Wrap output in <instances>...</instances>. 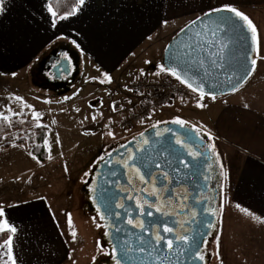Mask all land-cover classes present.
I'll return each mask as SVG.
<instances>
[{"label":"crops","instance_id":"obj_1","mask_svg":"<svg viewBox=\"0 0 264 264\" xmlns=\"http://www.w3.org/2000/svg\"><path fill=\"white\" fill-rule=\"evenodd\" d=\"M52 1L4 0L5 11L0 15V85L7 82V89L23 96L26 105H39L48 112L65 109L70 116L80 117L79 124L83 118L91 121L86 128L92 134L96 125L119 117L112 110L114 100L109 92L136 80L144 71L156 75L171 39L215 7L231 5L252 20L260 40V56L264 57V0H84L64 19L49 11V7L54 11ZM61 47V56L72 53L77 67L65 77L69 89L58 91L57 97L70 92L76 80L90 79L87 85H77L75 92L57 105L29 83L32 73L43 70L48 55ZM197 100L194 96L192 104L185 103L183 109L195 110ZM203 102L211 118L208 133L219 156L226 205L219 222L217 263L264 264V224L240 211L247 209L264 219V59L257 60L255 72L238 91ZM93 116L96 120L101 116V121H92ZM62 131V137L68 134ZM10 225L16 228L11 234L16 264H65L70 256L52 217L17 216ZM7 258V248H0V264Z\"/></svg>","mask_w":264,"mask_h":264},{"label":"rangeland","instance_id":"obj_2","mask_svg":"<svg viewBox=\"0 0 264 264\" xmlns=\"http://www.w3.org/2000/svg\"><path fill=\"white\" fill-rule=\"evenodd\" d=\"M261 29L263 34L264 24ZM52 53L53 51L48 56ZM261 67L262 64H260L259 69H262ZM142 73L137 78L146 74L157 76L153 75V72L147 73L144 71ZM89 79L86 76L81 82L80 79L76 80L72 90L61 97H57L58 93L50 91L47 87L37 86L32 79L29 86L36 89L35 91H40L37 93L41 96L52 97V102L59 105L75 92L77 85L79 87L87 85ZM130 82H133V79L128 80L126 85ZM5 84L0 85V113L10 116V118L11 116L15 117L12 113H18L20 116L29 115V119L33 122L21 131L22 137L26 140V145L17 143L18 132L12 131L4 136L5 142L10 146L16 144L23 146L22 148H4V141L0 143L4 148L0 150V205L3 206L4 211V217H0V220L6 219L10 224L12 219L17 216L31 214L52 217L70 250V256L66 259L65 264H98L99 260L106 255L103 238L104 228L96 227V223L102 224V222L97 214L86 208L83 193L85 181L94 164L104 154L109 153L117 145L123 144L153 128L154 124H170L165 122H170L175 118L183 119L198 127L202 125V133H208L210 130L208 126L211 118L210 114L207 113V106L203 108L195 106V110L191 111H186L187 109L182 107L185 103L190 102L194 96L199 98L198 94L193 92L187 98L177 99L162 111L153 113L148 120L134 129L125 132L112 130L109 128L110 121H106L100 126L94 124V130H91V132H94L92 134L86 128L91 125V121L89 122L83 118L82 122L80 121L81 124H79L80 117L70 116L65 109L48 112L42 107V109L39 108V105L25 107V103L14 99L20 97V94H16L14 89L8 90V83ZM204 100L211 101L212 98L205 96ZM9 109H11V112H9ZM33 111L39 113L40 116L47 114L48 118L40 117L38 121L34 120L32 119ZM101 118L99 116L95 122L101 121ZM38 124L48 128L45 134L47 146L45 141L43 144L45 149L43 161L33 153V150L39 149L35 131ZM50 129L53 130L50 131ZM62 130H65L68 134H64L62 137ZM109 131L113 132L114 138L112 136L104 137L105 133ZM24 146L36 159H33L29 153L24 151ZM49 155H51V159H49ZM216 156L219 160L218 154ZM37 160L40 161L39 164ZM224 202L222 195V213L226 208ZM69 217H71V225L69 224ZM221 217L220 210V220ZM72 231L77 233L75 238L71 235ZM216 240L214 239L207 246L211 254L209 264H218ZM248 246L254 247L255 245L249 244Z\"/></svg>","mask_w":264,"mask_h":264},{"label":"water","instance_id":"obj_3","mask_svg":"<svg viewBox=\"0 0 264 264\" xmlns=\"http://www.w3.org/2000/svg\"><path fill=\"white\" fill-rule=\"evenodd\" d=\"M223 15H227L226 13ZM200 18H203V23H199ZM218 19L217 15L211 17L206 14L201 15L193 21H197V24L192 22L182 28L169 42L163 57V65L168 67H177V69L183 72L185 69L189 68V64L185 63L186 60H191L192 57H187L184 55L185 50L191 52L192 49L187 48L189 42L195 43L194 40L190 41L189 37L194 32L204 31L207 33L202 38L201 45L197 47V50L193 53V56L197 59H202L204 61V67L208 68L209 74L205 75L204 68L200 67L199 64H191L190 74L193 76L194 82L201 84V79L203 83L201 87L207 93L206 96L212 97H221L227 94L234 92L233 85L237 83V77L243 76L247 68L251 66V58L255 55L254 45L251 41V33L246 31L243 27H238L236 31H231L225 26L221 25L217 28L216 20ZM239 24V22H236ZM191 25L189 29L188 26ZM215 30V36L213 37L208 29ZM187 30V34L185 31ZM203 40H214V43L203 44ZM66 49V47H64ZM68 50V49H66ZM63 47L53 51L52 55L48 57L47 61H44L41 67H45L49 63H53V56L56 54L61 57ZM176 56V59L173 60L172 57ZM67 69L62 73L60 77L55 79L56 83L48 80L45 74V71L37 69L32 73L33 83L39 87H47L51 91H67L68 85L67 80L63 77L70 75L74 67H77V61L73 58L72 53L67 54ZM215 60L216 63L213 64L212 61ZM49 64V65H50ZM252 75V74H251ZM77 77V75H75ZM187 78V77H186ZM56 84V85H55ZM58 84V85H57ZM160 129H164L160 135H157V132ZM166 129H171L173 132L182 133L183 130L179 129L177 125L166 124L159 126L158 129L150 128L143 133L145 139L149 141L147 145H143L144 152L136 153L137 157H143V164L145 165L142 171L147 174L151 172H157V177L161 174V169L155 167L156 163H160L163 166V170L167 171L169 174V180L171 181L170 185L167 181L161 179V184H167L169 187L178 186L177 183L185 182L190 180V176L193 178L199 179L204 188L205 200L202 207L199 208V214L203 216V221L211 220L214 222L215 216H208L202 213L204 205L207 202L206 192H207V168L209 166L208 154H204V158L201 160L193 161L190 157L187 156L184 150L180 149L179 146L175 145L174 137L171 132L165 131ZM189 135L195 140L199 141V145L203 146L204 142L200 137H196L195 134L189 133ZM135 141L130 142L123 147L122 149L111 154L103 163L100 165L98 181L95 188L94 201L98 207L101 208V214L106 215V210L103 208V201L101 200V192L106 191L107 194L111 197L112 207L107 210L111 211L113 209L114 203L117 198L113 197L112 192L114 187L110 186L111 183V174L113 173L112 168L120 169V165L114 161V159L120 154H125L126 151L136 149ZM169 148H174L175 151L181 152L184 155V158L188 161L189 167L185 168L183 164H178L177 161L172 158L169 151ZM193 161V162H191ZM146 179H149L145 175ZM190 178V179H189ZM106 216V220H107ZM210 229L204 227L203 225L192 228L188 235L194 237L200 248L204 243V236L208 233ZM205 233L201 236L200 233ZM113 239L115 241V247L118 249V258L122 259L123 264H155L156 260L161 259L164 254L167 252L165 248L162 252H153L151 256L142 255L134 249L138 247L137 237L142 235L139 230H131L130 233L122 234L116 232L115 230L112 233ZM127 240L131 249L128 254L125 256L123 254L122 243H117V241ZM182 253V254H181ZM164 264H203L199 260H195L191 253L184 252L183 246L178 245L177 249L170 254L169 259L164 260Z\"/></svg>","mask_w":264,"mask_h":264},{"label":"snow or ice","instance_id":"obj_4","mask_svg":"<svg viewBox=\"0 0 264 264\" xmlns=\"http://www.w3.org/2000/svg\"><path fill=\"white\" fill-rule=\"evenodd\" d=\"M84 3V0H79V4L82 5ZM5 11V5L4 0H0V15H2ZM49 11L52 12V15L55 17L57 14L52 10L51 7H49ZM75 13V10H73L72 14ZM227 15H223V14ZM207 16L211 17L213 15H217L218 19L216 20L217 28H219L221 25L225 26L226 28L230 29L231 31H236L238 27H243L246 31L251 33V41L254 45V53L255 55L251 58V66L247 68L243 76L237 77V83L233 85V90L238 91L241 87H243L247 81L250 79L251 74L255 72V67L257 64L258 59H264V57L260 56V40L258 37L257 28L253 24L252 20L244 13L239 11L237 8L231 6V5H225L223 7H215L213 8L209 13H206ZM66 18L65 16H61L60 19ZM239 22L237 24L236 22ZM55 23V20L53 21ZM193 24H197V21H193ZM199 23H203V18H200ZM188 28H191V25L188 26ZM185 31V34H187V30ZM208 32L211 33V35L215 36V30L208 29ZM207 35L204 31H198L192 33V35L189 37V40H194L195 43L189 42L187 44V48L192 49L191 52L186 51L184 52V55L187 57H192V59L186 60L185 63L189 64V68L185 69L183 72L179 71L177 67H168L165 65H160L159 72L156 73V75H159L161 73L170 75L174 77L177 81L180 82V84L186 86L189 88L193 93L198 94V100L196 103V107L203 108L206 107V105L203 103V100L207 93L204 91V89L201 87V84L203 83V79H201V84H197L194 82L193 76L190 74L191 64H199L200 67L204 68L205 75L209 74L208 68L204 67V61L202 59H197L193 56V53L197 50V47L201 45L202 38ZM214 40H203V44H209L214 43ZM65 59L67 57L65 56ZM173 60L176 59V56L174 55L172 57ZM146 63H148L146 61ZM213 64L216 63L215 60L212 61ZM143 74V73H142ZM187 77V78H186ZM108 82L110 81V78H107ZM104 81H101L103 83ZM216 97L215 95L212 96V99L214 100ZM17 101L23 102L22 97H15L14 98ZM25 107H30L29 105H24ZM245 107L247 108L248 105L246 104ZM112 110L116 111V106L113 104ZM9 112H11V109H9ZM13 115H19L18 113H12ZM33 119L39 120L40 114L33 111ZM93 121L96 120V117H92ZM0 120L9 122V125L11 124L10 116L4 115L3 113H0ZM111 123V121L109 122ZM165 123H171L174 125H177L179 129H182V133L173 132L171 129H166L165 131L171 132L172 136L174 137V143L175 145L179 146L180 149L184 150L186 152L188 157H191L192 160H197L201 156H203V153L199 151L197 148L196 150H193L192 145L196 143V141L189 135V133L195 134L196 137H199L201 135V129L203 128L202 125L199 127L196 125H191L188 121H185L180 118H175L170 122ZM40 126L39 124L37 125ZM153 128L158 129L159 124H154L152 126ZM108 136H112L114 138L113 132L109 131L107 133ZM141 135V140L139 143H142L143 145H147L149 141L147 139H143V133ZM157 135H160L159 131L157 132ZM204 135L208 136L209 140H212L213 137L210 133H204ZM45 145L47 146V141H45ZM13 147H17L16 144L12 145ZM126 147V146H125ZM209 149L215 154V146L209 145ZM167 151H169L172 158H174L178 164H183L185 168L189 167L188 161L184 158L183 153L175 151L174 148H169ZM50 152V149H49ZM144 152L143 147H138L134 151H129L127 154V157L121 160H117L116 163L122 166L123 168L129 170V172H135L136 178L139 179L141 184L149 185V187H142L140 191L144 193L148 197H154L156 201V207L155 211L160 214L161 217H171L173 215L172 212L167 211L166 209L169 208L172 204L171 200H165L164 196L167 194H170L173 190L170 189L167 184H161V179L164 181H167L168 184L171 183L169 180V174L167 171L163 170V166L160 163H156L155 167L157 169H161V174L159 175V178L157 176H154L151 172L145 174L142 169L145 166L143 164V157H137L136 153H142ZM31 156L32 154L29 153ZM33 159H36L35 156H32ZM218 158V157H217ZM49 159H51V155H49ZM103 159V157H101ZM37 163L39 164L40 161L37 160ZM145 175L149 177V179L145 178ZM129 183L131 184L132 181L130 180ZM95 191V189H93ZM101 200L103 201V208L106 210V215H100V220H105L106 216L115 215L117 219H119V214H113L111 211H107L112 207L111 204V197L107 194L106 191L101 192ZM177 197L181 206V209L183 210L184 204H183V198L184 194L177 193ZM177 197H173L172 199H177ZM128 200H133V196H128ZM163 201V203H161ZM198 203L200 201H197ZM145 206L147 208L151 209L153 208V203H149L147 200H141L139 197L136 198L135 207L140 210L139 215L143 217L144 215H147L149 217H153L152 211L145 212ZM115 207L118 208H124V205L122 204H116ZM239 208V205H237ZM127 212V209H125ZM241 212L245 213V215L252 217L256 222L264 224V219H261L258 216H253L251 212H249L247 209H240ZM97 212H101V208H97ZM222 214V209H221ZM128 218L126 220L127 224L131 226L133 229H138L142 235L138 236L137 242L138 247H136L134 250L139 252L142 255L151 256L153 252H162L165 248L167 249V252L164 254V256L155 261V264H164L165 259L170 258V254L173 253L178 245L183 246L184 252L191 253L192 257L195 260H199L203 262V264H206L205 260V254L201 251L200 245L196 241L194 237H190L186 232L184 231H177L175 227L169 226V224L164 221L160 222L157 221L155 218H153V221L151 224L146 225L143 220H137L132 218L131 212H127ZM195 213L192 214V217H195ZM208 216H218V213L216 211H208L206 213ZM0 217H4V211L3 206L0 205ZM190 221H173V223L179 225L181 229H183L184 225L189 223ZM95 223V221H94ZM204 227H207L209 229H215L219 227V221H217V224H213L211 220H205L201 222ZM69 224L71 225V217H69ZM96 227H104V225L100 223H96ZM154 229V230H153ZM116 232H120L121 229L117 228L115 229ZM10 233L12 235L15 234L16 228L14 226H11L6 219L0 220V233ZM108 232H105L104 235H108ZM12 235H9L8 239L4 241L3 244H0V248H7V260L5 261V264H16V261L14 257L12 256ZM71 235L75 238L77 233L75 231L71 232ZM201 236L205 235V233H200ZM145 236L148 237V239H145ZM214 239H217L216 237H213ZM117 243H122L124 245L123 247V254L126 256L130 250H133L129 246V242L127 240L123 241H117ZM217 244L219 246V241L217 239ZM182 254V253H181ZM217 257H219V252L216 253ZM118 257V249L116 247L112 250V258L115 261V264H123L122 259L117 258ZM143 264V262H142Z\"/></svg>","mask_w":264,"mask_h":264},{"label":"flooded vegetation","instance_id":"obj_5","mask_svg":"<svg viewBox=\"0 0 264 264\" xmlns=\"http://www.w3.org/2000/svg\"><path fill=\"white\" fill-rule=\"evenodd\" d=\"M50 64V63H49ZM46 65L43 68V71H45L46 77L48 80H51L53 83L55 79L60 77L64 71L67 69V62L65 60L64 56H57L56 54L53 56V63L50 65ZM65 79V77L62 78V80ZM56 85V84H55ZM58 85V84H57ZM166 125V124H164ZM161 126V125H159ZM164 129H160L159 133H161ZM147 131V130H146ZM144 133V132H143ZM200 139L204 142L203 146L199 145V141H196L194 145H192L193 150L199 149L200 152L204 154H208L209 159V166L207 168V175H206V181H207V192H206V198L207 202L204 205L202 213L205 214L208 211H216L218 213V216H215L213 224H217V221L220 222V210H221V201H222V195H223V175L221 171L220 162L215 154L209 149V145H213L211 140L208 139L207 135H204V133L201 132V135L199 136ZM143 139L144 136H143ZM141 140V135H138L136 137H133L131 140L117 145L113 150H111L109 153L104 154L102 157L103 159H99L97 161L92 170L89 174L88 178L85 181V185L83 188V193L85 197V203L86 208L95 214L98 215L100 218V213L97 212L98 206L96 205L94 201L95 191L93 189L96 188V184L98 181V175L100 170V165L103 163L111 154L114 152L122 149L125 147L128 143L135 141L136 148L142 147L143 144L139 143ZM129 151H132V149H129L126 151L125 154H120L117 156L114 161L121 160L127 157V154ZM201 156L197 160H201L204 158ZM191 158V157H190ZM192 159V158H191ZM195 161V160H193ZM191 161V162H193ZM113 173L111 174V183L110 186L114 187V191L112 192L113 197L117 198L113 209L111 212L113 214L118 213L119 219L116 218L115 215L107 216V220H101L102 224L104 225V233L108 232L109 234L106 236L104 235V244L106 247V255L103 259L99 260L98 264H115L114 259L112 258V250L115 247V241L113 239V231L117 228L121 229L119 232L123 235L127 232L130 233L133 228L129 226L126 222L128 215L127 212H131L132 218L137 220H143L146 225L151 224L153 221V218H155L157 221L164 222L166 221L169 226L175 227L177 231H184L188 234L192 228L198 227L202 225L203 216L199 214V208H201L204 200H205V194L203 185L201 184L199 179L193 178L190 176V180H187L185 182H179L177 183L178 186L170 187L173 191L170 194H167L164 196L165 200H171L172 204L169 208H167V211H170L173 213L171 217H161L159 213L155 211L156 207V201L154 197H148L144 193L140 191L142 187H149V185L141 184L138 178H136L135 172H129V170L123 168L120 166V169L112 168ZM157 172H153L154 176H157ZM132 181L130 184L129 181ZM170 185V184H169ZM177 193L184 194L183 198V204L184 208L181 209ZM128 196H133V200H128ZM139 197L142 201L147 200L149 203H153V208L149 209L147 206H145V212L152 211L153 217H149L147 215H144L141 217L139 215L140 210L135 207L136 198ZM173 197H177V199H172ZM197 201H200L199 203ZM163 203V201H161ZM116 204H122L124 205V208H118L115 207ZM127 209V212L125 211ZM195 213V217H192V214ZM173 221H190L189 223L185 224L183 229L179 227V225L173 223ZM135 230V229H134ZM138 230V229H136ZM154 230V229H153ZM219 233V227L215 229H210L208 233L204 236V243L201 247V251L205 254V260L206 264L210 263L211 260V254L207 246L214 240L213 237L217 238V235ZM145 239H148L147 236H145ZM118 258V257H117Z\"/></svg>","mask_w":264,"mask_h":264},{"label":"built area","instance_id":"obj_6","mask_svg":"<svg viewBox=\"0 0 264 264\" xmlns=\"http://www.w3.org/2000/svg\"><path fill=\"white\" fill-rule=\"evenodd\" d=\"M191 92L170 75L141 76L109 92V98L114 100L117 109L114 113L119 116L109 124V128L120 132L134 129L153 113L162 111L177 99L187 98Z\"/></svg>","mask_w":264,"mask_h":264},{"label":"trees","instance_id":"obj_7","mask_svg":"<svg viewBox=\"0 0 264 264\" xmlns=\"http://www.w3.org/2000/svg\"><path fill=\"white\" fill-rule=\"evenodd\" d=\"M54 11L56 12V17L59 18L65 15H71L73 10L80 5L79 0H54L51 3ZM64 54V53H62ZM11 124L9 122L0 120V143L4 141V136L12 131L18 132V140L17 143L20 145H26L25 138L22 137L21 131L30 126L33 122L27 115L23 116H15L11 117ZM37 134V142L39 149L33 150L34 155L39 158L41 161L44 160L43 154L45 152L44 149V141L45 134L48 131V128L45 126H39L35 128ZM4 148H9L10 144L5 143L3 145ZM217 154V153H216ZM11 235L10 233L4 232L0 234V244H2L8 237Z\"/></svg>","mask_w":264,"mask_h":264}]
</instances>
